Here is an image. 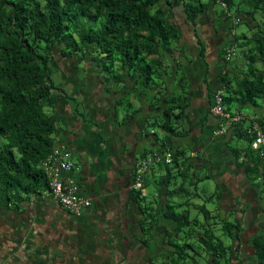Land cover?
I'll return each instance as SVG.
<instances>
[{"label":"trees","instance_id":"obj_1","mask_svg":"<svg viewBox=\"0 0 264 264\" xmlns=\"http://www.w3.org/2000/svg\"><path fill=\"white\" fill-rule=\"evenodd\" d=\"M217 1L0 0V206L40 195L48 186L42 162L54 147L62 146L73 155L62 142L51 108L57 100L56 92L79 107L82 102L69 86L55 83L52 73L54 67L59 68L65 83L77 90L78 82L70 76L79 70L82 60L94 81L102 83L107 98L115 97L111 101L114 119L118 107L124 118H134L144 111L140 117L142 139L156 143L154 148L143 149L133 161L129 191L142 214L137 226L141 234L137 237L148 247V264H201L197 260L201 251L206 254V264H232L234 257L241 262V233L245 228L238 211L243 213L244 207H222L225 185L219 180L214 179L210 194L207 187L197 188L199 182L213 178L214 173L208 168L198 169L196 160L204 155L195 153L187 139L191 136L190 104L194 95L186 65L196 55L190 54L183 61L187 46L181 44L182 29L174 8L180 6L195 28L198 60L204 64L203 82L208 86L205 115L215 121L208 137L220 138L226 146L231 162L240 171L238 175L255 194L251 206L258 213L255 211L252 219L259 218L264 224V150L252 147L257 132L264 137V0H248L244 14L235 15L246 20L249 34L238 37L229 33L228 41L217 46L211 85L210 65L205 59L207 42L196 28L200 16L216 19L212 10ZM219 2L224 9L216 14L217 21L225 27L232 18L230 10L235 0ZM258 13L263 14L260 21L255 18ZM238 47L243 57L231 64ZM178 50L180 56L176 55ZM57 57L67 58L75 70L70 71ZM141 95H148L147 106L134 104L133 100H141ZM216 95L223 114L210 111ZM248 108L260 111L244 116L243 110ZM146 115L151 120L150 129ZM150 153L161 155L162 161L169 154L173 165L171 170L166 165V172L159 171L157 178L153 177L158 192L163 189V197L145 202L146 197H140L134 182L137 163ZM157 164L161 166L159 161ZM151 167L141 175L143 185L148 184ZM171 182L174 188H169ZM175 195L187 197L173 203ZM200 195L205 196L201 203L194 202ZM214 196L217 205L209 209L206 203L214 202ZM182 205L187 209L177 211L176 207ZM191 207L202 214V221L197 216L190 217ZM221 235H227L230 241L226 243ZM245 241L252 250L248 264H264L262 225L256 226Z\"/></svg>","mask_w":264,"mask_h":264},{"label":"crops","instance_id":"obj_2","mask_svg":"<svg viewBox=\"0 0 264 264\" xmlns=\"http://www.w3.org/2000/svg\"><path fill=\"white\" fill-rule=\"evenodd\" d=\"M187 71L192 82V69ZM213 74L208 84L212 85ZM72 76L70 79L78 82L77 90L65 83L64 76L60 82L75 91L89 120L75 113L68 99L57 92L51 110L62 142L81 164L79 171L73 173L79 191L91 198L92 205L80 216L71 214L50 197L33 196L18 204L0 206V264H148V247L137 237L141 234L137 226L142 214L129 191L133 161L143 149L154 148L156 143L142 139L139 113L135 119L115 121L111 103L115 97H104L100 81H94L96 91L91 97L87 80ZM203 77L196 84L198 90L190 104L191 136L187 139L195 153L204 155L196 160L198 169L208 168L214 173L213 178L206 179L226 185V181L236 180L240 171L231 162L227 148L222 155L213 147L215 137H208L215 121L205 115L208 86ZM158 173L152 170L147 177L155 186ZM163 195V189H155L153 198Z\"/></svg>","mask_w":264,"mask_h":264},{"label":"rangeland","instance_id":"obj_3","mask_svg":"<svg viewBox=\"0 0 264 264\" xmlns=\"http://www.w3.org/2000/svg\"><path fill=\"white\" fill-rule=\"evenodd\" d=\"M201 1L206 2L207 0H201ZM246 3H248V0H235V5L230 10L232 12V18L229 20V22L226 23L225 27L220 25L221 24L220 21H217L218 18L216 16V14H220L222 9H224L221 6V3L219 2V0L215 3L214 8L212 10L215 13V18H216L215 20L211 21L210 18L208 19L205 16H200L198 18V28H196V31L207 42V50H206L205 59L207 60V62H209V65H210V70H211L210 71L211 73L209 74L210 79L212 78L211 76L214 73L215 68H216V60L218 58L217 50H216L218 48L217 46H219V44L221 42L225 43L226 41H228L227 37H228L229 33H235V35H237L238 37H240L242 35V33L249 34V27H248V24L245 22L246 20L243 19V17H242V19H239L238 17L235 16L237 13H239L241 15L244 14V11L248 7ZM261 15H263V14L262 13L255 14L256 20L260 21V19H263ZM174 16H175V19L178 22L179 26L182 29L181 37H180L181 44L184 43L188 47V48L186 47V49L183 50L184 51V55L182 54V57H184L183 61H184V59L188 60L187 58H190V54L196 55V57L191 61V63L186 65V69H188V68L192 69V75H191L192 82H191L190 86H191V89L193 90V95H195L197 93V90H198L196 88V84L197 83L199 84V82H201V81H199V79L204 74V71H203L204 64L201 63L200 60H198L199 55L197 53V50H198L199 46L196 43L195 28L192 25V23H190L185 18V14L183 13V10L180 6L174 8ZM228 26H231L232 29L231 30L228 29ZM219 27H220V29L218 31ZM236 49H237V53L235 56H233L231 58V64H232V62L234 63V61H236V60L238 61L239 59H241L243 57L241 54L240 48L238 47ZM207 54H208V56H207ZM176 55L180 56L179 50L176 52ZM60 59H61L60 57H57L58 61L62 60L63 61L62 63H64V65H68V68L70 67V71L75 70L73 68V63L69 64V61L67 60V58H64L65 60L64 59L60 60ZM84 64L85 63L82 60L79 61V63H78V65H79L78 76H77L78 71H74L73 76L76 77V79L78 77H80L84 80L85 79L87 80L88 85H87V83H86V85L89 86V88H90L88 95L93 97V95L95 94L96 84H94V79L91 75V72L88 71V68ZM256 66L259 68L262 67L258 63ZM63 76H64V73L61 72L59 68L54 67L53 73H52L53 81L55 83L59 84V83H61L60 82L61 80L63 81ZM200 80H202V79H200ZM93 87H95V89ZM103 93L106 94L105 92H103ZM147 96L148 95H146V96L141 95V100H139V99L133 100L134 104H139V105L143 104V106L144 105L147 106V100H146ZM104 97L107 98L106 95H104ZM68 101L70 102L71 108L73 109V111L75 113L76 112L78 113V111L81 112L84 110V109L82 110V108H84L83 105L79 107V105L75 104V102L72 99H68ZM199 109H201V108L199 107ZM256 110L260 111L259 108ZM256 110H254L253 108H250V109L248 108V109L243 110V114H244V116H250L251 117L254 114H256ZM46 111L48 112V108L46 109ZM139 114H140L139 117H141L144 114V111L139 112ZM80 116L83 119H86V120L88 119L86 111H85V113H82ZM124 116H125V114L120 109V107H118V115L115 117V121L117 123L124 122L126 120V118H124ZM146 118H148L147 125H149L148 129H150L152 127L150 125L151 120H150L148 115H146ZM152 136H153L152 134H149V138L150 137L152 138ZM2 141H3V139L0 138V143ZM221 141L222 140L220 138L215 137V140H214L215 144L213 145V147L218 149L221 152V154L223 155V153H225L224 150H226V146L223 145ZM233 141H235V140H233ZM219 142L221 143V145H218ZM238 143L243 144L244 142L242 140H239ZM150 154L147 156H150ZM72 160L74 162H76L81 167V164L79 163V161L74 156L72 157ZM157 162L158 161H153L149 164V166L150 165L153 166V167H151V170H155L156 172H158V171L166 172L167 166L170 167V170L172 169L173 162L171 160H170L169 164H165L166 163L165 161L159 160V162L161 163L160 164L161 166H159L157 164ZM149 166H148V168H149ZM149 170L150 169H148L145 173L149 172ZM179 182H180V180H179ZM179 182H178V184H179ZM147 183L148 184L146 186V200H145V202H148L150 199H153L154 190L157 189L156 186L153 184V182L148 181ZM225 184L226 185L224 187V192H225V198L226 199H225V201H223L222 207L225 208V207L235 206L238 208L244 207V209H245V211H243V213L241 211H238V216H240V220H242V222H241L242 226H243V228H245V231H242V233H241V238H242L241 249H242V251L240 252V255H241L242 261L239 262L237 260V258L234 257L232 264H248L249 263L248 261L250 260L249 257L251 255L252 250L250 249V247L247 246V242L245 241V239L248 238L252 234V232L256 226L262 225V228H264V224H262V220L259 218L256 220L252 219L253 216L255 215L254 212L255 211L257 212L258 209L257 208L255 209L254 206L253 207L251 206V203H252V200L254 199L255 194L253 193L250 184L245 179H243L242 176L238 175V173L236 176V180L226 181ZM174 186H175V183L172 184V182H171V184L169 185V188H174ZM202 187H207L208 191H209L208 194H210L214 190V180L205 178L203 181L199 182L198 186H197L198 189H200ZM186 197L187 196L175 195V197H173L171 201L173 203L174 202L177 203L179 201H185ZM204 197H205L204 195H200V197L195 196L193 201L197 202V203H201V201H202L201 199ZM142 198H144V196ZM213 201L214 202L210 201V202L206 203V206L209 209L214 208L217 205V201H216L215 196L213 197ZM153 203L155 204L156 202H153ZM183 209H187V206L182 205L180 207H176L177 211H181ZM189 211H190V217L193 218V217L197 216L201 221L203 220L202 214H200L196 209H193L191 207V208H189ZM230 219H232V218H230ZM215 226H218V225L216 224ZM251 226H255V227L251 228ZM220 237L226 243H228L230 241V239L227 237V235H221ZM188 242L192 243L191 239H189ZM133 245L136 246V244H133ZM193 245L196 246V244H193ZM135 250H136V248H135ZM201 252H202L201 253L202 256L198 257V258L196 257V258L201 264H206V261L204 258V255H206V254L203 251H201Z\"/></svg>","mask_w":264,"mask_h":264},{"label":"built area","instance_id":"obj_4","mask_svg":"<svg viewBox=\"0 0 264 264\" xmlns=\"http://www.w3.org/2000/svg\"><path fill=\"white\" fill-rule=\"evenodd\" d=\"M216 101L210 107L213 114H223L219 105L220 97L215 96ZM253 148L262 147L264 150V137L261 132H257V137L252 143ZM73 155L62 146H56L51 153L42 162V167L46 173L48 186L41 190L40 197H50L56 200L61 207L76 216L82 215L92 205L90 197L85 196L79 191L77 180L73 173L79 171L80 166L72 160ZM161 160V155L157 153L150 154L137 163V177L134 182V188L140 191V197L146 194L142 182L148 166L153 161ZM164 161L170 162V155L166 154Z\"/></svg>","mask_w":264,"mask_h":264}]
</instances>
